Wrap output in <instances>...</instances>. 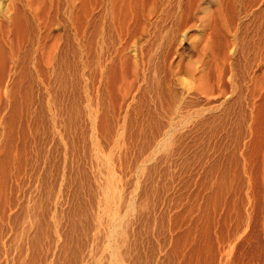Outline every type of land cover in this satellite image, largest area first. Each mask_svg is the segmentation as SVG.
<instances>
[{"label":"rangeland","instance_id":"rangeland-1","mask_svg":"<svg viewBox=\"0 0 264 264\" xmlns=\"http://www.w3.org/2000/svg\"><path fill=\"white\" fill-rule=\"evenodd\" d=\"M11 1L0 264H264V38L195 6Z\"/></svg>","mask_w":264,"mask_h":264},{"label":"bare ground","instance_id":"bare-ground-1","mask_svg":"<svg viewBox=\"0 0 264 264\" xmlns=\"http://www.w3.org/2000/svg\"><path fill=\"white\" fill-rule=\"evenodd\" d=\"M5 1H7V0H5ZM47 1L45 3H47ZM11 2H12L11 6L15 5V4H17V5L23 4L26 6H30L29 4H31V3H35V4L37 3L38 4V3L43 2V0H18V1L13 0ZM50 2L56 3V4H62V3L73 4L74 3V1H72V0H49V3ZM78 2L79 1H77V3ZM81 2H82V0H81ZM83 2H84V0H83ZM102 2L109 3V4H111V7H118V8L123 7V6L129 8L132 6L136 7V6H149V5H151V8L154 7L153 8L154 10H152L154 12H155L156 8H159L160 12H159V14L157 13L158 16H156V15L155 16L157 19L163 20V21H176L179 19V15H180L179 12L181 9L184 10L185 8H187V10H190L191 8H193L195 6V9H196L195 14H196V11H198V15H199V13H200V15L199 16L197 15L196 17H194V19H197L199 22L202 21L204 23L206 21H211V23L215 21V23H218L220 25V27L221 26L223 27V35L226 36L227 38L230 37V38H233L235 40V39H237L236 37H238V36H242V37L247 36V39L245 38L247 41L249 39L248 36H250V35L251 36H257V37L260 36V37L264 38V0H223V1L222 0H107V1H102ZM9 3H8V5H9ZM52 3H50V4H52ZM2 4H3V0H0V6ZM183 10H182V13H184ZM191 10H194V9H191ZM152 11H151V13H152ZM117 12H118V9H117ZM181 15L183 16L182 18H184V14H181ZM149 16H151V15L149 14ZM155 16H153V17H155ZM187 17L189 19V16H187ZM185 18H186V16H185ZM194 19H193V21H194ZM204 23H202V24H204ZM242 37H240V39H242ZM251 38H253V37H251ZM255 39H256V37H255ZM251 41H254V40H251ZM248 43H249V41H248ZM253 43H255V45H256L257 42H253ZM253 46H254V44H253ZM263 84H264V82H263ZM263 84H262L263 87H261V89H260L261 90L260 93L258 92L260 94V96H258V97H261L262 101H260L261 103L257 107L258 108L257 114L255 116L256 117L255 120H257V121H255V122H257L256 130L257 131L262 130V132L258 131L259 133H261V135L264 134V131H263L264 130V85ZM241 92H243V91H241ZM242 95H243V93H242ZM240 102H241V100H240ZM240 102H239V104H240ZM251 105H252V103H251ZM236 108H237V106H236ZM254 112H256V111H254ZM227 115H228V109H226V116ZM262 143H259V146H258L259 148H264V145H263L264 143L263 144ZM110 191L107 192L108 200L111 199L113 196ZM106 204L108 205L109 203H106ZM111 224H114V223H111ZM111 224L109 226H110V231H111L110 233H111V237H112V235L115 234L114 230L116 228L111 229ZM112 243H115V242H112ZM117 259L118 258H116V260H114V262H115L114 264H120Z\"/></svg>","mask_w":264,"mask_h":264}]
</instances>
